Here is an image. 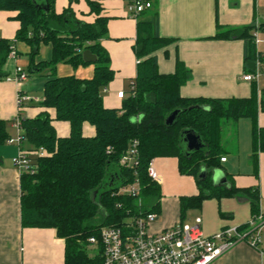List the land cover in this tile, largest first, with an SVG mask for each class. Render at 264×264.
Here are the masks:
<instances>
[{
	"label": "trees",
	"instance_id": "obj_1",
	"mask_svg": "<svg viewBox=\"0 0 264 264\" xmlns=\"http://www.w3.org/2000/svg\"><path fill=\"white\" fill-rule=\"evenodd\" d=\"M102 1L86 0L90 14L96 18L93 23H85L75 19L70 6L57 14L55 0H0V11L16 13L19 28L13 43L29 48L27 76L48 73L39 104L44 112L22 120L24 141L20 148L25 150L26 145L30 152L42 148L44 155L32 159L33 172L20 175L21 225L54 229L64 243L63 264H103L99 242L91 245L89 238L98 239L104 227H121L129 216L158 214L160 187L147 175L149 163L158 157L176 158L179 174L195 179L197 194L179 198L181 219L206 199L237 194L248 199L251 217L259 211L257 187L236 188L229 174H225L228 182L216 187L211 173L220 169V160L225 159L222 124H236L246 118L251 123L250 162L257 178L258 154L264 153V128L258 127L256 118L258 112L264 113V90L259 100L255 89L247 98L182 97L179 89L188 78L187 71L177 62L173 74L158 73L152 54L170 40L157 35L151 20L137 23L134 53L138 63L129 95L119 109L105 108L101 90L113 80L114 72L100 43L107 37L108 20L100 14ZM254 32V26L231 29L216 24L211 39L242 40L247 73L261 55L256 51ZM13 43L0 38V80L6 77L2 70ZM41 46L50 47V58L35 63ZM84 51L96 58L90 79L57 77L60 64L73 69L87 65L82 60ZM47 110L53 111V118ZM174 111L175 119L166 125V118ZM54 121L69 125L66 137L56 135ZM84 124L93 128L92 137L83 135ZM185 131L200 138L201 150H186ZM7 138L5 123L0 120V145ZM131 150L135 156L121 165V159L131 156ZM134 181L139 184L140 207L135 198L118 194L120 188Z\"/></svg>",
	"mask_w": 264,
	"mask_h": 264
},
{
	"label": "crops",
	"instance_id": "obj_2",
	"mask_svg": "<svg viewBox=\"0 0 264 264\" xmlns=\"http://www.w3.org/2000/svg\"><path fill=\"white\" fill-rule=\"evenodd\" d=\"M132 0H104L101 2V16L107 18V37L100 43L109 55L110 68L114 72L113 80L101 90L103 105L107 109H119L122 101L129 95L136 76L138 60L134 46L138 36L137 23L153 20L155 32L162 39L170 40L154 51L157 71L160 74H173L177 62L187 71V80L180 87L179 94L184 98H247L253 89L259 100L264 90V76L258 83L243 82L245 74L244 43L242 40H213L216 24L221 27L239 29L254 26L258 43L257 53L264 55V0H142L149 4L136 19L128 11ZM55 0V12L60 14L70 6L75 19L93 23L96 16L90 14L86 0ZM70 3V5H69ZM16 13L0 11V38L11 43L19 28L14 19ZM146 32L145 30H143ZM150 31V30H149ZM142 32V31H139ZM15 58L8 56L2 72L6 77L0 80V120L5 123L8 138L15 137L12 120L19 113L21 120L32 119L44 112L39 107L43 101V88L48 73H29L26 80L18 84L14 67L28 69L29 48L24 43L15 42ZM22 55L27 58L26 68L20 65ZM50 58V47L41 46L35 63ZM11 62V65L9 64ZM93 63L73 69L69 65L57 66V77L74 76L78 79H90L93 75ZM119 92L124 93L118 98ZM17 93L29 97L18 112ZM53 118L52 110H47ZM257 125L264 128V113L258 112ZM242 123V124H241ZM58 137L69 134L66 122L52 123ZM234 133L237 144L225 149V161L220 169L213 170L211 181L217 175L239 189L257 187L259 208L264 209V153L258 154L257 178L251 166L252 149L251 123L242 118L236 123ZM82 133L86 137L94 135L93 128L84 124ZM7 138V139H8ZM222 145H226L223 142ZM25 151L30 152L28 146ZM19 148L14 144L0 145V264H63L64 243L57 238L51 228H31L21 225L20 213V175L12 164ZM243 157V158H242ZM160 178L161 199L158 219L150 225L151 233L161 232L173 225L191 224L195 218L201 219V230L205 236H212L224 228L245 227L251 219L249 201L243 195L225 197L219 200L209 198L197 209L185 213L181 219L179 198L197 194L195 179L180 175L177 159L158 157L151 161ZM226 174V175H225ZM217 183V182H216ZM264 233L260 246L255 249L246 243H239L223 254L212 264H264Z\"/></svg>",
	"mask_w": 264,
	"mask_h": 264
},
{
	"label": "built area",
	"instance_id": "obj_3",
	"mask_svg": "<svg viewBox=\"0 0 264 264\" xmlns=\"http://www.w3.org/2000/svg\"><path fill=\"white\" fill-rule=\"evenodd\" d=\"M149 4L142 0H132L128 11L132 18L141 14ZM254 44L258 43L254 32ZM11 58L16 57L14 48L9 54ZM14 80L21 84L26 80L27 74L21 68H15ZM264 76V55H257L251 72L241 76L243 82L258 83ZM118 98H123L124 93L119 92ZM30 99L17 93V109L20 112L22 106ZM12 128L15 137L8 138L7 144L16 145L19 150L12 159V164L19 175L33 172L32 159L42 157L44 150L40 148L36 152L29 153L20 148L24 141L22 136V120L19 113L12 120ZM131 156L121 159L120 164L125 165L128 160L135 156L131 150ZM224 162L225 159L220 160ZM148 177L157 185L160 178L152 163L147 168ZM119 195H127L139 199V184L134 181L132 184L120 188ZM158 219V214L147 213L129 216L119 228H102L98 239L92 237L88 242L96 245L99 242L102 252L103 264H212L223 254L239 243H246L251 248L257 249L261 243L264 233V209L251 217L244 228H224L212 236H205L201 230V219L195 218L191 224L179 223L161 232L151 233L149 227ZM264 255V251L260 252Z\"/></svg>",
	"mask_w": 264,
	"mask_h": 264
},
{
	"label": "water",
	"instance_id": "obj_4",
	"mask_svg": "<svg viewBox=\"0 0 264 264\" xmlns=\"http://www.w3.org/2000/svg\"><path fill=\"white\" fill-rule=\"evenodd\" d=\"M82 60L85 63L89 64V63H95L96 58L89 51H84L82 53ZM176 115H177V111L172 112V114L166 118L165 124L171 125ZM183 136H184L183 142L188 152H198L199 150L202 149L203 144L198 136H195L189 131H185L183 133ZM199 176L200 177L203 176V172H201ZM214 180H215V183L213 185L216 187L225 185V180H221L219 176L217 175L214 177Z\"/></svg>",
	"mask_w": 264,
	"mask_h": 264
},
{
	"label": "rangeland",
	"instance_id": "obj_5",
	"mask_svg": "<svg viewBox=\"0 0 264 264\" xmlns=\"http://www.w3.org/2000/svg\"><path fill=\"white\" fill-rule=\"evenodd\" d=\"M262 13L264 15V6L262 8ZM262 21H264V17L262 18ZM261 34H264V33L261 31ZM9 64L11 65V62ZM20 65L22 67L26 68V66H27V58H26L25 55H22V59H21ZM19 68H21V67L19 66ZM14 70H15V67H14ZM23 71H25V70H23ZM261 85H264V84H261ZM237 129H238V126L236 124H233V123H223L222 124V138H223V142L226 144V145H222L223 151L225 149H228L229 147H232L231 150L234 153L235 147H236V144H237V139H236L234 133L237 131Z\"/></svg>",
	"mask_w": 264,
	"mask_h": 264
}]
</instances>
